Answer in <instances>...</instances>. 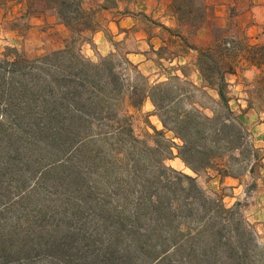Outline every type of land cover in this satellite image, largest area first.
I'll use <instances>...</instances> for the list:
<instances>
[{"label":"rangeland","instance_id":"1","mask_svg":"<svg viewBox=\"0 0 264 264\" xmlns=\"http://www.w3.org/2000/svg\"><path fill=\"white\" fill-rule=\"evenodd\" d=\"M84 1L91 5L95 0ZM126 13L136 15L138 25L128 30L123 40L109 31L103 21L108 42L93 39L88 34L81 38L68 37L61 43L62 49L45 53L34 52V47L24 50L25 34L12 38L11 33L23 26L21 22L5 25L0 22V91L1 80L9 84L14 77L11 69L4 64L13 61L12 51L32 61L62 51L66 45H71L74 54L92 64L111 56L112 71L120 74L123 86L122 93L116 98L100 102L96 109H85V129L78 134L80 139L77 144H73V131L67 135L66 129H63L64 134L60 136L52 132L48 136L46 128L44 131L34 128L29 132L24 127H18V115H23L24 107L16 114L0 97V134L3 133L0 137V264H93L89 252L94 249L90 242L96 229L93 218L100 216L98 205L103 215L120 216L119 223L124 222L132 217L133 206L150 194L148 190L141 196L140 193L146 191L143 182L152 185L153 194H163L161 186L164 184H160L159 180L172 182L177 189L176 173L194 178L206 198L213 203L207 201L205 206L200 202L191 203L192 216H187L190 224L187 228L180 225L184 216H175L171 231L178 229L179 232L194 233L198 224L196 218L200 216H204L209 224L217 222L219 228L228 223L235 225L240 220L242 229L254 237L255 247H248V256L243 264H264V129L254 130V118L243 117L241 109H236L234 103L229 104L240 131L237 145L230 151L217 149L212 142L213 127L206 126L200 140L193 135L189 138L197 145L196 150L211 153L206 160L211 167L199 175L188 170L177 158L182 142L172 133H155L163 131V127L154 114L153 106L146 101L137 109L131 107L130 88L141 85L142 81L150 86L169 82L170 95L168 102L164 103L165 114L162 113L169 124L174 123L183 112L193 109L209 118L215 115L221 120L230 119L225 110L217 105L219 99L214 98L194 78L178 77L175 81L173 78L177 76L170 75L172 69L158 62L159 59L171 58L173 44L156 52L150 49L148 59L155 63L145 70L138 68L137 60L126 57L136 51L135 30H142L150 36L156 29V24L149 18L135 12ZM227 42L233 46L229 39ZM244 43L241 42L234 51L237 57L243 55L247 46ZM121 58H126L129 65L121 62ZM230 60L240 74L239 87L233 90L234 94L241 96L239 100L249 102L255 110H264V81L259 80L260 72L244 76V64L236 65L237 59ZM184 72L188 75L190 68ZM139 75L144 80H140ZM226 92L230 100L236 99L229 96L228 87ZM29 119L26 117L24 122ZM250 119L253 121L248 122ZM42 122L40 126H43ZM64 123L79 132L80 121L73 123L67 118ZM76 126H79L78 129ZM129 130L131 136L126 135ZM85 132L89 137H83ZM57 157L60 158V167L46 173L44 171L49 167L43 168L36 174L40 165ZM195 165L199 167L197 163ZM220 171H227L230 175L222 177ZM175 193L170 195L172 202L180 194L178 190ZM114 230L121 232L123 229L118 224ZM224 232H229V228L226 227ZM28 236L35 237L32 242L35 250L30 254L19 251L18 244L20 239ZM52 239L61 243L60 251L53 253L57 257L48 254ZM243 243H247L245 236Z\"/></svg>","mask_w":264,"mask_h":264},{"label":"trees","instance_id":"2","mask_svg":"<svg viewBox=\"0 0 264 264\" xmlns=\"http://www.w3.org/2000/svg\"><path fill=\"white\" fill-rule=\"evenodd\" d=\"M26 2L28 11L24 17L36 14L32 9L38 5L41 7L39 13L53 14L57 21L69 31L70 38L73 39L100 31L106 33V22L105 26L102 25L105 21L102 18V12L115 9L118 0H95L91 5H87L84 0H26ZM170 2V8L179 25L189 28L191 34L200 29L206 19V0H170ZM188 47L198 54L197 70L205 86L217 91L219 98L217 105L225 110L230 120H221L215 115L209 118L193 109L183 112L176 117L174 123L169 124V120L162 115L166 111L164 103L168 102L170 95L169 82L150 86L142 81L141 85L130 88L129 100L131 107L135 109L141 107L146 101L151 103L154 114L163 127V131L155 133L163 135L164 132H169L174 135V138L180 140L182 146L178 149L177 158L193 174L199 175L203 170L211 167L206 164L211 153L196 150L197 145L191 142L189 136L193 135L200 140L205 127L210 125L213 127L212 142L217 149L225 151L234 149L240 139L238 124L229 108L230 99L226 92L228 84L225 80L226 74L235 73L234 62L230 59L236 60L238 55L227 41L202 49ZM71 49V45H66L62 51H56L32 61L12 51L13 61L4 64L11 69L14 77L9 84L1 80L0 97L8 102V106L16 114L20 113L24 107L23 115H18V127H24L29 132L34 128L39 131L42 129L44 131L46 128L48 136H51L49 135L51 132L53 135L60 136L64 134L63 129H66L67 135L73 131V144H77L80 139L78 134L85 129L86 110L96 109L100 102L106 103L116 98L119 93H122L123 86L120 74L112 71L111 56L102 58L97 64H92L79 54H74ZM243 50L241 59L249 66L256 68L260 72L259 80L264 81V74L262 75L264 44L246 46ZM120 61L129 65L126 58H121ZM51 73L53 74L50 75ZM138 78L144 80L140 75ZM173 80H178V77ZM26 117L30 118L27 123L24 122ZM67 118L73 123L75 120L80 121L79 132L71 130L70 125L64 123ZM31 121L33 123L28 124ZM41 121L43 126H40ZM76 127L78 129L79 126ZM126 135L131 136V131H127ZM0 137H3V133ZM83 137L87 138L89 134L85 132ZM36 144L39 145L38 141ZM59 160L60 158L57 157L52 162L40 165L36 174L43 168L49 167L44 171L46 173L60 167ZM196 163L199 167L195 165ZM220 174L222 177L230 175L227 171H220ZM176 176L177 189L172 182L165 183L164 180H159L160 184H164L161 186L163 194L158 192L153 194L152 185L143 182L146 191L143 190L140 193L141 196L148 190L150 194H147L146 199L141 198L133 206L132 217H128L124 222L119 223L120 216H113L110 213L103 215L98 205L100 216L93 218L96 223L94 229H96L94 234L92 233L90 242V246L94 249L89 252L94 261L93 264L244 263L248 256V247L251 245L254 247V237L250 232L242 229L240 220L235 225L228 223L219 228L217 222L212 221V224H209L208 220H204V216H200L196 218L198 224L194 233L179 232L178 229L171 231L174 228L175 216H184L179 222L180 225L187 228L190 224L187 216H192L191 203L200 202L203 206L207 201L213 203L206 198L194 178L181 173H176ZM177 190L180 194L174 198L173 202L170 201V195L172 193L176 195ZM118 224L123 229L121 232L114 230ZM226 227L229 228L227 233L224 232ZM165 231L170 233L167 234ZM244 236L247 237V243H243ZM34 240V236L20 239L19 251L23 250L27 254L33 252ZM29 243H31L30 246H28ZM60 249V241L52 239L49 256L57 257L53 253H57Z\"/></svg>","mask_w":264,"mask_h":264},{"label":"crops","instance_id":"3","mask_svg":"<svg viewBox=\"0 0 264 264\" xmlns=\"http://www.w3.org/2000/svg\"><path fill=\"white\" fill-rule=\"evenodd\" d=\"M170 0H118L115 9L102 12V18L105 19L107 29L112 31L117 37L121 36L123 40L127 31L137 27L138 18L136 15L128 14L126 11L139 13L156 24V29L148 36L142 30L134 31V41L136 51L128 53L126 57L137 60L139 69L154 66V61L148 59V51L154 52L164 49L168 44H173L171 58L159 59L158 62L167 64L172 73L180 78L189 77L207 89L216 99L217 91L205 86L201 75L197 70L196 49L206 48L218 43L230 40L236 51L241 42L244 45L252 46L264 44V0H206L207 13L206 19L198 31L191 34L190 29L179 25L170 8ZM0 13L1 23L12 24L21 22V29L13 30L12 38L17 35L25 34L24 50L35 48L34 52L45 53L46 51H55L62 49L61 43L70 37L69 31L61 25L56 17L51 13H39L41 7L34 6L36 14L27 17L28 11L26 0H1ZM9 18V16H11ZM128 25L126 26V23ZM93 39L108 42L103 31L94 34H88ZM23 38H20V45ZM107 40V41H106ZM239 61V62H238ZM244 64V76L249 73H256L258 70L245 63L241 57L237 58L235 63ZM190 68V73L185 75L184 70ZM166 81V79H164ZM228 91L236 99L230 100L229 104L234 103L236 109H241L243 117H252L256 123L254 130L264 129V110H255L249 102L241 101L234 94V89L238 90L240 74L235 70L234 74L225 75ZM244 110V111H243ZM252 122L250 119L248 122Z\"/></svg>","mask_w":264,"mask_h":264}]
</instances>
